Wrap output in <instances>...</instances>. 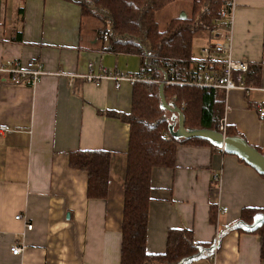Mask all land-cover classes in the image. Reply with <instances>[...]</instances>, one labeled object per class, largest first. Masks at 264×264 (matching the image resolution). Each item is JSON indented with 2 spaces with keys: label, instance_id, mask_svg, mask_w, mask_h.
<instances>
[{
  "label": "crops",
  "instance_id": "0c3cea01",
  "mask_svg": "<svg viewBox=\"0 0 264 264\" xmlns=\"http://www.w3.org/2000/svg\"><path fill=\"white\" fill-rule=\"evenodd\" d=\"M184 1L192 3L188 18L194 0ZM225 7L234 16V59L260 65V71L248 85L256 89L224 94L220 125H234L264 153V117L257 110L264 105V0ZM100 27L73 1L0 0V64L37 59L49 72L75 74L86 73L93 61L96 71L137 72L139 55L104 52ZM207 33L198 52L224 39L222 27ZM68 79H0V125L8 129L0 133V264H120L130 125L110 112L131 111L132 85L117 89L110 80L96 86L82 78L70 85ZM79 149L111 152L106 199L88 198L87 172L69 164V153ZM217 173L219 185L212 179ZM151 184L148 252L163 253L168 231L187 228L197 242L220 244L192 264H264L257 233L229 230L243 208H264V176L238 156L180 145L176 166L154 168ZM212 205L216 223L210 221ZM16 243L24 247L20 254L11 251Z\"/></svg>",
  "mask_w": 264,
  "mask_h": 264
},
{
  "label": "trees",
  "instance_id": "16d2710c",
  "mask_svg": "<svg viewBox=\"0 0 264 264\" xmlns=\"http://www.w3.org/2000/svg\"><path fill=\"white\" fill-rule=\"evenodd\" d=\"M81 7L82 15L99 20V35L107 44L104 52L136 54L141 57L144 74L159 82H136L132 85L131 111L126 114L110 112L130 125L127 165L124 180V207L121 224L122 243L120 264H192L212 256L215 242H197L194 232L187 228L170 229L163 253L147 250L149 208L152 190V171L156 167L176 166L180 145L209 146L219 149L203 138H175L170 133L172 113L161 107L159 87L168 80L186 81L193 66L199 64L212 69L223 65L219 60H202L193 53L195 38L202 32L217 27L214 20L228 0H194L191 15L186 19H172L160 29L157 13L175 0H69ZM108 32L107 40L104 33ZM140 67V68H141ZM173 71V72H171ZM260 65L249 64L244 82L251 85ZM164 93L185 115L189 129L220 130L224 112L222 89L187 84L166 83ZM228 135H241L232 124ZM257 147V146H256ZM258 150H262L257 147ZM242 162H245L239 157ZM112 154L107 150H76L69 153V164L88 174L87 197L106 199L109 192ZM246 163V162H245ZM264 176V174H262ZM217 209L210 208V221L216 223ZM264 214V208L245 207L239 222L252 224ZM244 233H257L260 240V258L264 260V224L254 230L230 227Z\"/></svg>",
  "mask_w": 264,
  "mask_h": 264
},
{
  "label": "built area",
  "instance_id": "2783aa9c",
  "mask_svg": "<svg viewBox=\"0 0 264 264\" xmlns=\"http://www.w3.org/2000/svg\"><path fill=\"white\" fill-rule=\"evenodd\" d=\"M227 5L235 6V0H228ZM232 9V8H231ZM217 27L224 29V39L215 41L207 47L201 48L199 51V58L202 60L212 59L223 62V65H218L212 69L204 68L197 64L189 72V79L186 81L167 80L166 83L187 84L199 87H208L222 89L225 93L233 89H240L242 91H250L257 87H250L244 82L245 72L249 69L247 61L235 60L233 57V35H234V16L232 10L229 11L223 7L219 11L218 16L214 20ZM108 32L104 33V39L107 40ZM146 67H141L137 72H126L118 69L103 68L101 71L95 70V63L93 61L88 63V71L86 73L68 74L63 71L49 72L44 68L43 63L37 59L26 61H14L10 66L0 64V79L5 78L14 83L31 82L37 83L43 77L48 75L67 76L69 84L73 85L76 78H82L86 82L92 83L96 86L102 84L104 80H110L115 84L117 89H120L123 83L131 85L136 82H159L144 74ZM173 72V71H171ZM264 90V87L259 88ZM259 114L264 117V105L257 108ZM227 126L224 122L220 125V130L226 133ZM8 131L7 127L0 125V133ZM213 182L218 185L222 182L221 174H214ZM224 210H227L226 208ZM17 219H22L21 215L16 216ZM27 228L32 229V223L27 222ZM217 245V243H215ZM24 247L16 243L11 247L13 254H20Z\"/></svg>",
  "mask_w": 264,
  "mask_h": 264
},
{
  "label": "water",
  "instance_id": "95a60500",
  "mask_svg": "<svg viewBox=\"0 0 264 264\" xmlns=\"http://www.w3.org/2000/svg\"><path fill=\"white\" fill-rule=\"evenodd\" d=\"M186 13L180 15V19H186ZM168 80V75L161 81L159 87V96L161 99V107L172 113V124L170 125V133L175 138H203L212 142L216 147L221 148L224 152L234 154L243 159L247 164L256 169L259 173L264 174V153L258 148L250 144L243 136H230L222 130H214L208 128L189 129L185 126V115L181 108L174 102H169L164 93V87ZM264 224V214L258 215L254 222L250 225L237 222L235 228L244 227L247 230H254ZM220 244L213 245V249H219Z\"/></svg>",
  "mask_w": 264,
  "mask_h": 264
},
{
  "label": "rangeland",
  "instance_id": "374dc122",
  "mask_svg": "<svg viewBox=\"0 0 264 264\" xmlns=\"http://www.w3.org/2000/svg\"><path fill=\"white\" fill-rule=\"evenodd\" d=\"M192 3L189 1H184V0H177L175 3L172 2L171 4H169L168 6H166L164 9H162L161 11H159L157 13V20H158V24L160 29H164L168 23V21L173 18V17H180V15L185 12V11H181L180 13L178 12V10L181 7H184L186 10V14L190 13V7H191ZM93 18V17H92ZM208 33L207 32H202L199 34V36L197 38H195L194 43H193V53L195 56H198V48L200 46V44L202 45L203 43H207L208 39H206V35Z\"/></svg>",
  "mask_w": 264,
  "mask_h": 264
}]
</instances>
